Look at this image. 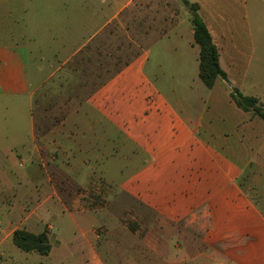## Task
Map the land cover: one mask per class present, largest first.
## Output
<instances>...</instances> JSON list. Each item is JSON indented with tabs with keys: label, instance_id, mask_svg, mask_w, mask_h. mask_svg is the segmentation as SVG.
<instances>
[{
	"label": "crops",
	"instance_id": "1",
	"mask_svg": "<svg viewBox=\"0 0 264 264\" xmlns=\"http://www.w3.org/2000/svg\"><path fill=\"white\" fill-rule=\"evenodd\" d=\"M134 1L90 0L91 13L78 15L82 29L93 31V38L100 36ZM189 1L200 5L228 80L218 79L213 88H207L199 71L189 77L186 66L182 69V58L177 54L180 39L188 35L192 49L200 53V48L194 40L189 10L177 0L178 9L168 18L156 14L152 25L146 27L139 53L59 124L38 136L34 91L21 52V9L15 0H0V99L12 101L7 110H14L13 102L20 99L29 109L22 139L13 145H0V157L9 164L11 155L16 156L14 150L25 153L18 157L24 160L20 173L11 165H0V264H23L21 260L108 264L101 250H112L114 229L133 239V246L141 245L136 253L140 256L160 251L155 241L149 243L155 230L175 233L178 240L168 264H264V120L254 118L232 100L231 93L238 88L229 76L233 59L229 48L242 52L226 28L227 17L216 16L219 12L211 8L209 0ZM39 2L42 9L38 13L45 20L47 33L58 15V4L53 0ZM59 4V20L63 21L69 17V0ZM81 4L84 7L85 1ZM166 62L172 64L173 79H189L185 91H176L168 82V91L162 88ZM219 85L229 89L227 103ZM21 132L18 128L11 131L13 135ZM246 147L251 148L247 154ZM38 159L43 170L36 165ZM58 172L67 176L66 182L84 188L102 176L112 191L130 203L126 209H134L142 222L140 230L130 231L127 226L121 230L119 217L112 224L102 220L81 229L85 215L103 213L106 208L91 210L83 207L80 198H62L53 179ZM29 182L31 188L25 185ZM56 216L74 226L73 240L55 232ZM75 229L81 231L80 238ZM18 230L36 235L47 231L50 254H20L13 241ZM187 238L189 245L184 241ZM189 246H203L208 251L198 250L192 256ZM54 254L59 260H51ZM70 254L74 258L67 263Z\"/></svg>",
	"mask_w": 264,
	"mask_h": 264
},
{
	"label": "rangeland",
	"instance_id": "2",
	"mask_svg": "<svg viewBox=\"0 0 264 264\" xmlns=\"http://www.w3.org/2000/svg\"><path fill=\"white\" fill-rule=\"evenodd\" d=\"M15 1L21 9V15L19 16L21 17L20 27L22 29L21 52L25 58L32 91H34L33 115L38 136L44 135L46 131L59 124L75 107L88 98L94 89L139 53L143 47V36L147 32L146 27L152 25V21L156 19V14L159 17L165 14V18H168L173 11L178 9L177 0H135L134 4L127 8L125 13H122L116 23L114 22L100 36L93 38L94 32L82 29L83 23L78 19L79 14L91 13L90 0H84V7L81 4L82 0H69L70 6L67 12L69 17H64L63 21L59 20L61 18L59 3L64 0H53L54 3L58 4V15L54 18L56 22L54 21L52 24L54 28L50 25L51 28H47V33L44 31L45 20L38 13L42 9L40 2L38 3V0L36 2L33 0ZM209 1L211 8L216 13L219 12L216 16L220 18L221 16L227 17L228 24H225L227 25L226 28L232 33V38L237 41L238 49L242 52V54H239V52H234L232 46L229 48L233 57L229 71L231 82L242 93L257 97L264 102V0ZM24 11L26 14L23 13ZM222 25L224 26V24ZM64 27H68V29L61 30ZM218 34H220V31H218ZM180 41L181 45L177 54L181 55L182 69L185 71L186 66L189 77L190 75L194 76L199 71V53L192 49L188 35ZM228 43L230 45L235 44L231 41H228ZM24 49L30 53L24 54ZM167 51L169 52L168 48ZM152 59L154 58L152 57ZM164 67L165 78L161 84L162 88L168 91L169 84L166 83L168 82L171 87L176 88V91H185L183 88H186L187 84L185 83L189 79L184 81L180 78L173 79L174 70L172 71L171 62H166ZM192 86L195 90L198 88L196 84L192 83ZM218 88L222 90L223 101L227 103L229 89L224 85H219ZM188 91L187 89V93ZM189 95L187 94L186 97L188 100L191 98ZM1 100L0 107L3 106L4 108L0 109V145L4 143L11 145L15 140V143H17L23 137L21 129L25 128L26 119H28V103L20 99L13 102L15 104L14 110H7L12 101ZM251 114L254 118L257 117L253 112ZM13 122H15L14 128L11 127ZM17 128L21 133L13 135L11 131H17ZM233 139L235 140L237 137L234 136ZM228 145L236 146L234 143H228ZM29 146H31V143L26 144V148H29ZM250 150L251 148H244L245 154ZM23 152L20 149L14 150L16 156L11 155L12 161L10 164L7 159H1L2 157H0V165L4 163L6 168L11 165L16 173H20L23 170L21 161L24 160L18 157L25 154ZM23 159L27 160L26 155L23 156ZM41 161L38 159L36 165L43 170ZM27 165L30 166V162H27ZM66 178L67 176L61 175L60 172L53 174L54 182L59 186V193L62 198H80L83 207L91 210L106 208L103 213L85 215L81 223V229L87 230L91 227L90 223L94 225L95 222L102 220L107 224H112L114 219L119 217L118 226L121 230L125 226L130 231L132 229L140 230L142 222H140L139 217L136 218L137 215H135L134 209H126L130 203L125 202L122 194L119 196L117 192L112 191L110 186L103 181L102 176H96L95 184L92 183L87 188L66 182ZM25 185L28 186L27 188H31L32 184L29 182ZM112 200L115 202L113 201L110 204ZM151 217L149 216L147 220H150ZM53 224L56 228L55 232L59 236L64 235L66 239L73 240L75 235L72 224L58 219L57 216L53 218ZM47 230L51 229L47 228ZM75 232L80 238L81 234L79 233L81 231L75 229ZM112 235V250L109 251L105 248L101 250L102 257L108 261V264H128L129 260L130 264H168V262H171L168 259L173 256L174 243L178 240L175 233L165 232L163 234L155 230L154 239H149V243L153 245V241H155L160 251L158 253L148 251L149 254L140 256L136 253L141 245L133 246L130 242V240L133 242V239L122 235L118 229H114ZM137 240L140 241L141 239L138 238ZM184 241L189 245V238ZM81 243L78 242V244ZM73 244H76V241ZM188 248L189 251L191 250L194 253L192 256L196 255L198 250L208 251L203 246H199L200 249L191 246ZM17 250L22 255L26 254V252ZM67 258L69 259L67 263H70L73 261L74 256L70 254L67 255ZM51 260L59 259L54 254L51 256ZM21 262L23 264H40V262L34 260L30 262L21 260Z\"/></svg>",
	"mask_w": 264,
	"mask_h": 264
},
{
	"label": "trees",
	"instance_id": "3",
	"mask_svg": "<svg viewBox=\"0 0 264 264\" xmlns=\"http://www.w3.org/2000/svg\"><path fill=\"white\" fill-rule=\"evenodd\" d=\"M181 1L189 10L194 40L200 48L199 77L207 88H213L218 79L228 80V75L220 65L218 47L200 14V5L189 0ZM231 97L238 108L245 112H253L255 116L264 120V104L258 98L246 96L238 89L233 90ZM13 241L19 249L27 253L35 252L48 256L52 249L47 231L36 235L26 230H18L14 233Z\"/></svg>",
	"mask_w": 264,
	"mask_h": 264
}]
</instances>
